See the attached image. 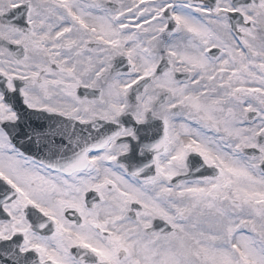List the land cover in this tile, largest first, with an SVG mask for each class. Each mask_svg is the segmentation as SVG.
<instances>
[{
	"label": "snow or ice",
	"instance_id": "obj_1",
	"mask_svg": "<svg viewBox=\"0 0 264 264\" xmlns=\"http://www.w3.org/2000/svg\"><path fill=\"white\" fill-rule=\"evenodd\" d=\"M0 264H264V0H0Z\"/></svg>",
	"mask_w": 264,
	"mask_h": 264
},
{
	"label": "water",
	"instance_id": "obj_2",
	"mask_svg": "<svg viewBox=\"0 0 264 264\" xmlns=\"http://www.w3.org/2000/svg\"><path fill=\"white\" fill-rule=\"evenodd\" d=\"M146 162V161H145Z\"/></svg>",
	"mask_w": 264,
	"mask_h": 264
}]
</instances>
